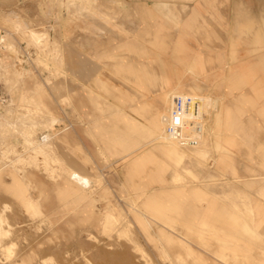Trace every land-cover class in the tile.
Here are the masks:
<instances>
[{
  "label": "rangeland",
  "instance_id": "obj_1",
  "mask_svg": "<svg viewBox=\"0 0 264 264\" xmlns=\"http://www.w3.org/2000/svg\"><path fill=\"white\" fill-rule=\"evenodd\" d=\"M10 1L0 0V88L9 98L0 117V264H264V117L243 102L238 117L249 130L231 131L234 171L205 141L164 138L168 109L153 132L111 115L100 117L104 128L124 130L96 132L88 116L92 130L80 142L81 117L64 114L72 102L62 41L48 48L47 3L26 24ZM152 137L184 154L139 147ZM207 171L217 175L197 177Z\"/></svg>",
  "mask_w": 264,
  "mask_h": 264
},
{
  "label": "crops",
  "instance_id": "obj_2",
  "mask_svg": "<svg viewBox=\"0 0 264 264\" xmlns=\"http://www.w3.org/2000/svg\"><path fill=\"white\" fill-rule=\"evenodd\" d=\"M15 1L23 23L37 21L41 0ZM42 1L49 50L52 41H62L63 83L72 102L64 114L81 117L73 127L80 142L92 130L88 116H95L90 126L96 132L124 130L118 123L104 128V115L126 116L133 129L157 131L155 121L175 93L219 100L230 117L229 126L218 130L225 147L235 145L231 131L248 133L247 120L238 117L243 102L250 103L252 118L264 117V0ZM243 113L248 116L247 109ZM139 147L183 154L156 137Z\"/></svg>",
  "mask_w": 264,
  "mask_h": 264
},
{
  "label": "built area",
  "instance_id": "obj_3",
  "mask_svg": "<svg viewBox=\"0 0 264 264\" xmlns=\"http://www.w3.org/2000/svg\"><path fill=\"white\" fill-rule=\"evenodd\" d=\"M3 30L0 29V33ZM200 93H176L171 96L170 105L163 120L166 135L170 140L190 144L200 136L206 127V113L201 109ZM9 98L0 88V117L5 111Z\"/></svg>",
  "mask_w": 264,
  "mask_h": 264
},
{
  "label": "bare ground",
  "instance_id": "obj_4",
  "mask_svg": "<svg viewBox=\"0 0 264 264\" xmlns=\"http://www.w3.org/2000/svg\"><path fill=\"white\" fill-rule=\"evenodd\" d=\"M194 70V69H193ZM196 70V69H195ZM195 73V72H194ZM194 87V86H193ZM201 93V92H200ZM176 94V93H175ZM174 95V94H172ZM170 95V96H172ZM212 95V94H211ZM211 95H206L204 97L201 98V109H203V112L206 113V127L203 131V133L198 136L196 139L194 140H191V143L190 144H184V143H181V142H178V144L180 145H190L192 147H198L200 145V143L202 141H205V146H210V147H213L215 148V150L217 151V156H218V160H219V163H220V167L224 166L226 168H229L231 169L232 171H234V168L233 166L231 165V162H232V155H231V148L229 147H225L224 145L222 146V142H221V139H220V134L218 133V130L219 128L227 122V125L229 126L230 124V117L228 115L227 112H224V110L220 107V104H219V100L217 98H215L214 96H211ZM32 100V99H31ZM171 100V99H170ZM211 100V102H210ZM209 101V102H208ZM169 103V102H168ZM211 107V109H210ZM160 112V111H159ZM226 113V114H225ZM166 114L163 115L162 117V121L164 123V129L165 131L163 132H166V125H165V122L163 120L164 116ZM161 117V116H160ZM31 120V119H30ZM211 122V123H210ZM20 125V124H19ZM1 126V125H0ZM35 126V125H34ZM208 128L210 129L209 130V136L208 138H205L206 137V134H207V130ZM24 129V128H23ZM9 130V129H8ZM22 130V128L20 129ZM0 131H1V127H0ZM25 131V130H24ZM23 131V132H24ZM27 132V131H26ZM28 133V132H27ZM32 134V133H31ZM45 136H48V135H45ZM44 136V138H45ZM167 135L162 136L164 138H166ZM26 137V136H25ZM161 137V136H159ZM43 138V139H44ZM47 138V137H46ZM167 139V138H166ZM165 139V140H166ZM169 139V138H168ZM167 139V140H168ZM206 139V140H205ZM164 140V143L166 142ZM170 141V140H169ZM47 142V141H46ZM167 143H169L170 147H175V142L173 143H170L167 141ZM166 143V145H167ZM231 144H234L232 141L230 142ZM25 144L27 145V142H25ZM31 144V143H30ZM44 144V143H43ZM34 145V144H33ZM168 146V145H167ZM43 147V146H42ZM28 148V147H27ZM41 148V147H40ZM30 149V148H29ZM43 149V148H42ZM47 149V148H46ZM35 150V149H34ZM35 152V151H34ZM42 153V152H41ZM181 153V152H180ZM184 154V153H183ZM182 154V155H183ZM217 174H214L213 172H210V171H207L206 174L204 176H197L199 179H204V178H208V177H213ZM72 177L74 178V180L78 181L80 184H82L83 186H86L88 184V181H89V178L86 177L85 175L81 174V173H78V172H73L72 173ZM228 180V179H226ZM225 180V181H226ZM202 182V181H201ZM207 183L209 181H206ZM229 182V181H228ZM231 183V182H229ZM245 183V182H244ZM247 183V182H246ZM201 184V183H200ZM117 223V222H116ZM111 229V228H110ZM1 245V244H0Z\"/></svg>",
  "mask_w": 264,
  "mask_h": 264
}]
</instances>
